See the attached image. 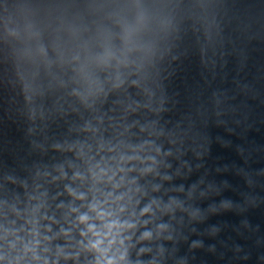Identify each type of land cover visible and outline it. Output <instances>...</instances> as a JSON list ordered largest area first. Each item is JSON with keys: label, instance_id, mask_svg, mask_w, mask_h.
Returning a JSON list of instances; mask_svg holds the SVG:
<instances>
[{"label": "clouds", "instance_id": "1", "mask_svg": "<svg viewBox=\"0 0 264 264\" xmlns=\"http://www.w3.org/2000/svg\"><path fill=\"white\" fill-rule=\"evenodd\" d=\"M86 218L85 217H82L81 220L82 222L85 220ZM110 228L112 226H109ZM89 232H94V229L93 228H89L88 229ZM97 235V238L94 239V241L91 243L90 245V248L91 250L93 251H96L98 253H100L102 259H99L96 261V264H118L117 260L114 259L113 257H111L110 255H108L107 253V250L103 249V245H104V239L102 238H99L98 234ZM147 236V234H145ZM115 243V240H112V239H109L108 240V247L110 248L112 246V244ZM26 252L27 251H32L31 249H26L25 250ZM123 255L120 257L121 260H123ZM0 259H3V258H0ZM32 259L34 261H38L39 260V257L35 255L34 251H33V256H32ZM8 264H21V260L18 259V258H14L10 261H8ZM43 264H49V262L47 260H45L43 262Z\"/></svg>", "mask_w": 264, "mask_h": 264}]
</instances>
